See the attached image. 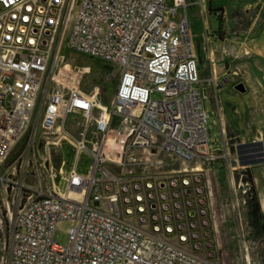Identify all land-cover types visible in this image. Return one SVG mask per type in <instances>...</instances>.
I'll use <instances>...</instances> for the list:
<instances>
[{"label":"built area","instance_id":"built-area-1","mask_svg":"<svg viewBox=\"0 0 264 264\" xmlns=\"http://www.w3.org/2000/svg\"><path fill=\"white\" fill-rule=\"evenodd\" d=\"M190 6L0 0V264H225L204 167L229 153L223 129L211 148ZM63 50L118 74L107 107L69 82ZM63 143L72 159L57 170Z\"/></svg>","mask_w":264,"mask_h":264},{"label":"rangeland","instance_id":"rangeland-1","mask_svg":"<svg viewBox=\"0 0 264 264\" xmlns=\"http://www.w3.org/2000/svg\"><path fill=\"white\" fill-rule=\"evenodd\" d=\"M186 1L192 4L187 14L194 42H199L202 57L198 71L203 79L205 108L211 114V148H222L220 131L223 129L225 154L229 153L225 159L204 167L213 188L217 213L223 217L219 225L221 254L225 264H264V236L253 230L247 222V208L243 202L244 191H248L249 186L244 185L243 181L240 182L239 174L244 168L234 163L233 155V149L238 144L256 142L264 137V90L257 83L264 80L257 81L252 72L257 69L254 60L250 62L247 70V67L240 65V57L227 56L222 45L226 35L225 29H245L250 22V15L236 11L232 16L236 17L237 23H223L231 20L230 13L225 14L224 9L232 4V0H204L203 14L201 0ZM210 9H222V23L217 16L210 13ZM204 23L208 34L213 36L212 63L208 62L207 55L201 50L205 34ZM67 40L68 37L65 41ZM62 54L66 56L65 69L69 82L75 83L86 94L95 93L102 107H107L113 98L118 74L99 60L69 50H63ZM238 84L247 86L249 92L246 95L238 93L235 90ZM72 154V147L66 143L55 148L50 147V163L59 170L65 159L69 166ZM160 160L164 164L161 170L171 171L179 168V164L173 166L167 156H162ZM68 227L67 223L60 224L54 237L56 243L64 247L67 245Z\"/></svg>","mask_w":264,"mask_h":264},{"label":"crops","instance_id":"crops-1","mask_svg":"<svg viewBox=\"0 0 264 264\" xmlns=\"http://www.w3.org/2000/svg\"><path fill=\"white\" fill-rule=\"evenodd\" d=\"M224 11L225 14L227 12L230 13L231 20L223 23H237L236 17L233 18L232 16L236 11L250 15V22L245 29H234V31L231 28L225 29L226 35L222 45L227 52L226 54H228L227 56H239L240 65L247 67V70L251 65L250 62L254 60L257 64V69L252 70V72L256 76L257 81L264 80V0H232V4ZM257 83L264 90V82ZM244 87L246 92L242 95H246L249 92L247 86L244 85ZM256 88L259 89L257 86ZM257 141L262 142L264 145V137L257 139ZM252 174L264 217V164L254 167Z\"/></svg>","mask_w":264,"mask_h":264},{"label":"trees","instance_id":"trees-1","mask_svg":"<svg viewBox=\"0 0 264 264\" xmlns=\"http://www.w3.org/2000/svg\"><path fill=\"white\" fill-rule=\"evenodd\" d=\"M217 12H222V9H210V13L217 16L220 23H222L221 16L217 15ZM233 152L237 155L238 164L244 168L239 176L242 175V181L249 185V189L245 194L247 222L253 230L262 233L264 236V217L255 189L254 176L252 174V169L254 167L264 164L262 160L264 145L259 141L238 144L236 149H233Z\"/></svg>","mask_w":264,"mask_h":264},{"label":"water","instance_id":"water-1","mask_svg":"<svg viewBox=\"0 0 264 264\" xmlns=\"http://www.w3.org/2000/svg\"><path fill=\"white\" fill-rule=\"evenodd\" d=\"M197 53H198V61H199V64H201L202 57H201V54H200L199 42L197 43ZM235 90L238 91L241 94H244L246 92L245 87H244L243 84L236 85L235 86Z\"/></svg>","mask_w":264,"mask_h":264},{"label":"bare ground","instance_id":"bare-ground-1","mask_svg":"<svg viewBox=\"0 0 264 264\" xmlns=\"http://www.w3.org/2000/svg\"><path fill=\"white\" fill-rule=\"evenodd\" d=\"M238 92V91H237ZM239 93V92H238ZM241 94V93H240Z\"/></svg>","mask_w":264,"mask_h":264}]
</instances>
